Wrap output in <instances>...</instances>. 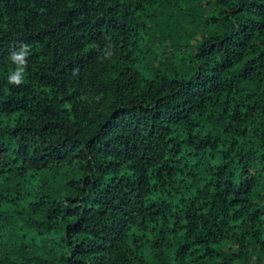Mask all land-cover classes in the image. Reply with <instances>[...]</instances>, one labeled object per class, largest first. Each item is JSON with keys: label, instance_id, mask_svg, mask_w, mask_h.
<instances>
[{"label": "trees", "instance_id": "obj_1", "mask_svg": "<svg viewBox=\"0 0 264 264\" xmlns=\"http://www.w3.org/2000/svg\"><path fill=\"white\" fill-rule=\"evenodd\" d=\"M0 264H264V0H0Z\"/></svg>", "mask_w": 264, "mask_h": 264}, {"label": "clouds", "instance_id": "obj_2", "mask_svg": "<svg viewBox=\"0 0 264 264\" xmlns=\"http://www.w3.org/2000/svg\"><path fill=\"white\" fill-rule=\"evenodd\" d=\"M31 51L30 45L21 44L18 49L9 52L8 59L15 68L9 73L7 83L9 85L19 86L23 83L24 73L27 68V57Z\"/></svg>", "mask_w": 264, "mask_h": 264}, {"label": "rangeland", "instance_id": "obj_3", "mask_svg": "<svg viewBox=\"0 0 264 264\" xmlns=\"http://www.w3.org/2000/svg\"><path fill=\"white\" fill-rule=\"evenodd\" d=\"M151 47H152V49L155 50L156 52L160 50V49L154 48V47H157V44L152 45Z\"/></svg>", "mask_w": 264, "mask_h": 264}]
</instances>
